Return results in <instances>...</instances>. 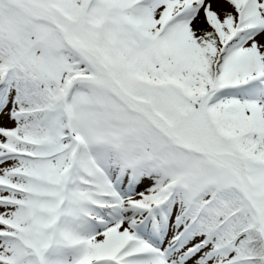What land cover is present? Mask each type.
Wrapping results in <instances>:
<instances>
[{
	"label": "snow or ice",
	"instance_id": "obj_1",
	"mask_svg": "<svg viewBox=\"0 0 264 264\" xmlns=\"http://www.w3.org/2000/svg\"><path fill=\"white\" fill-rule=\"evenodd\" d=\"M0 264H264V0H0Z\"/></svg>",
	"mask_w": 264,
	"mask_h": 264
}]
</instances>
